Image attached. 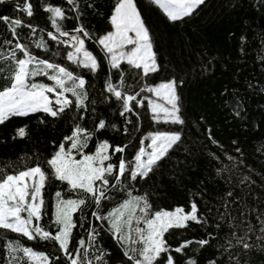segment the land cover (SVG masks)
<instances>
[{"label":"trees","instance_id":"trees-1","mask_svg":"<svg viewBox=\"0 0 264 264\" xmlns=\"http://www.w3.org/2000/svg\"><path fill=\"white\" fill-rule=\"evenodd\" d=\"M17 2L23 0H6L0 4V16H23L15 10ZM32 2L34 16L23 18L31 20L37 27V34L25 37L23 33L28 29L17 31L21 42L27 44L34 55L69 66L63 53L71 49H65L47 37V31L54 32V29L47 21L48 14L42 5L51 3L65 8L68 19L63 23L66 30L82 26L89 33L91 39L85 40L86 48L93 52L101 65L96 73L75 66L69 68L87 81L86 109L77 110L75 98L69 93L73 105L59 117L34 112L13 115L0 123V167L12 172L39 163L48 174L44 191L47 215L41 224L47 228V222L53 217L55 192L67 188L66 182L61 183L52 177L46 161L64 137L71 134L74 124L79 123L94 131L99 120L106 122L105 129L94 133L85 152H94L97 143L105 140L113 147L127 145L123 154L112 157L111 163H118L121 156L131 161L143 146L141 141L150 133L179 132L181 140L149 176L137 181L125 180L117 189H110L111 198L102 202L100 211L107 214L118 207L128 198L127 191L133 196H145L152 205V213L172 211L176 207H183L188 212L194 202L198 216L205 223L189 221L186 228L171 229L164 238L171 249L187 240L207 238L210 243L203 248L193 243L183 253L172 251L175 264H187L190 258L197 264H211L213 260L221 264H236V260L240 264H264V243L257 239L264 234L259 232L256 220L257 213L264 209V0H205L191 16L176 22L168 19L163 9L152 0H134L149 30L159 65L157 73L143 80L134 78L139 70L130 69L126 62L121 63L120 70L112 69L96 43V38L113 31L110 21L118 0H77V11H72L66 0ZM41 35L48 44L46 51L36 49L32 44ZM4 38L11 39V35L0 22V40ZM3 47L6 49L8 45ZM0 69V90H4L9 86L8 66L0 64ZM120 71L124 72L120 90L129 94H134L145 84L155 86L175 81L184 123H154L147 101L144 108L135 109L139 118L132 113L126 114L131 120L130 124L127 123L126 118L119 115L122 110L120 102L106 91L109 77L113 84L119 83ZM35 80L52 83L46 77H36ZM141 95L152 94L145 92ZM81 115L83 119L79 118ZM20 128L26 131L23 138L16 135ZM148 142L145 140L144 144ZM76 158L80 159L79 156ZM8 165L15 167L9 168ZM229 192L231 197L227 195ZM93 210L88 207L73 215L76 227L72 230L70 251L81 238L87 241L90 226L100 230V222L91 216ZM249 223L257 229L249 233V243L253 246L236 254L239 246L234 240V247L228 248L231 232L242 234V229ZM8 237L20 239L26 247L50 258L59 255L61 260L57 264H67L58 246L50 241H28L13 233H8ZM3 243L0 241V264H6ZM98 243L108 253L105 257L107 264H131L120 243L108 231L107 222H104ZM230 252L233 253L231 259Z\"/></svg>","mask_w":264,"mask_h":264},{"label":"snow or ice","instance_id":"snow-or-ice-1","mask_svg":"<svg viewBox=\"0 0 264 264\" xmlns=\"http://www.w3.org/2000/svg\"><path fill=\"white\" fill-rule=\"evenodd\" d=\"M5 2L6 0H0V4ZM152 2L163 9L168 19L176 22L191 16L205 0H152ZM66 3L72 6V11L78 10L77 0H66ZM42 6L43 11L48 14L47 21L54 29V32L47 31L48 39L63 45L65 49H71L63 53L69 66L40 59L29 50L27 44L21 42L18 29H28V32L23 33L25 37L37 34V27L31 20L23 18L34 16L32 0L16 3L15 10L23 16H0L5 31L11 35V39L0 40V64L8 66L9 83L8 87L0 90V123L13 115H28L34 112H43L53 118L59 117L73 105V100L67 95L69 93L75 98L77 110L86 109L87 81L84 76L69 68L75 66L96 73L101 67L97 57L86 48L85 40L91 37L82 26H76L71 31L64 28L63 22L68 19L64 7L51 3H44ZM110 22L113 31L96 38V43L104 52L111 68L120 70L121 63L126 62L130 69L139 70L134 77L137 80L157 73L159 65L153 51L151 36L134 0H118ZM32 44L36 49L45 51L48 49L47 41L42 35L33 40ZM3 45L8 47L5 49ZM36 77H46L52 83L37 82ZM123 82L124 72L120 71L119 83L113 84L109 77L106 81V91L120 102L122 110L119 115L125 117L127 123L130 124L131 120L127 119L126 114L132 113L139 118V113L135 109L144 108L145 101L154 123L176 125L184 123L180 115L175 81L162 82L156 86L145 84L134 94L120 90L123 88ZM145 92L152 95H141ZM79 118L84 117L81 115ZM106 126L104 120H99L94 131H89L79 123L74 124L71 134L64 137L54 154L47 159L46 163L51 169L52 177L61 183L66 182L67 185L63 192H55L54 214L47 222V228L41 224L47 215L44 191L49 177L45 170L39 163L12 172L0 167V241L4 242L3 247L6 249V264H57L61 260L59 255L50 258L49 255L26 247L20 239H10L8 233L17 234L28 241L39 239L52 242L54 246H58L67 264H107L105 257L108 253L98 243L104 222H107L108 231L120 243L125 257L131 264H175L172 251L183 253L193 243L201 248L210 243L207 238L199 241L187 240L171 249L164 238L165 233L171 229L186 228L189 221L205 223L198 216V208L194 202L188 212L183 207H176L172 211L160 210L152 213L150 212L152 205L145 196H133L130 191L121 189L127 191L128 198L107 214L100 211L102 202L111 198L110 189H117L125 180L146 179L181 140L179 132L150 133L141 141L143 146L138 149L131 161L121 156L118 163H111L109 161L112 157L117 153L123 154L127 145L113 147L105 140L97 143L94 152H85L94 133L105 129ZM111 127L115 129L116 125ZM124 132L127 133L126 127ZM16 135L20 138L25 137V129L20 128ZM145 140L149 141L146 145ZM77 156L80 159H77ZM227 195L231 197L232 193L229 192ZM88 207L94 209L91 216L100 222V230L90 226L87 241L81 238L74 250L70 251L72 230L76 227L73 215L83 212ZM256 220L259 232L264 234V209L257 213ZM256 230L249 223L242 229V234L238 235L232 231L228 248L234 247V240L235 245L239 246L236 254L240 250L250 249L253 245L249 243L251 239L249 233ZM257 239L264 243V235ZM232 256L233 253L230 252L229 259ZM187 264L197 262L190 258ZM211 264L221 262L213 260ZM236 264H240V261L236 260Z\"/></svg>","mask_w":264,"mask_h":264},{"label":"rangeland","instance_id":"rangeland-1","mask_svg":"<svg viewBox=\"0 0 264 264\" xmlns=\"http://www.w3.org/2000/svg\"><path fill=\"white\" fill-rule=\"evenodd\" d=\"M138 10V9H137ZM129 47H131V46H129ZM171 81H173V80H171ZM159 85V84H158ZM156 86V85H155ZM154 98V97H153Z\"/></svg>","mask_w":264,"mask_h":264}]
</instances>
